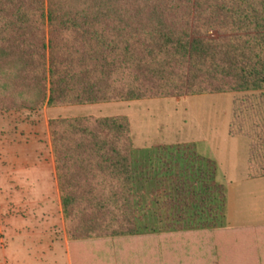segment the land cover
I'll list each match as a JSON object with an SVG mask.
<instances>
[{
  "label": "trees",
  "instance_id": "trees-1",
  "mask_svg": "<svg viewBox=\"0 0 264 264\" xmlns=\"http://www.w3.org/2000/svg\"><path fill=\"white\" fill-rule=\"evenodd\" d=\"M226 93H264V0H0V113ZM49 131L69 239L142 231L130 120L56 118ZM258 147L249 167L264 177ZM215 242L216 264L236 262L230 247L264 264V231Z\"/></svg>",
  "mask_w": 264,
  "mask_h": 264
},
{
  "label": "rangeland",
  "instance_id": "rangeland-1",
  "mask_svg": "<svg viewBox=\"0 0 264 264\" xmlns=\"http://www.w3.org/2000/svg\"><path fill=\"white\" fill-rule=\"evenodd\" d=\"M46 115L51 119L125 116L130 120L143 232L149 227L157 231L174 225L191 229L216 223L219 228L224 226V219L219 223L216 220L224 212L226 224L234 226L242 223L241 211L254 210L248 201L246 206L237 203V198L241 195L238 190L241 180L252 175L262 177L249 167L248 148L251 143L259 147L264 144V93L66 106L49 109L47 114L43 109L0 113V151L8 147L4 141L15 137L20 141L23 138L20 145L29 151H49L44 128ZM217 183L226 192L218 193ZM226 198V210L224 207L221 213L217 212V204L222 199L225 204ZM169 215L178 222L173 223L167 218ZM157 216L170 221L162 228L155 222H147Z\"/></svg>",
  "mask_w": 264,
  "mask_h": 264
},
{
  "label": "crops",
  "instance_id": "crops-1",
  "mask_svg": "<svg viewBox=\"0 0 264 264\" xmlns=\"http://www.w3.org/2000/svg\"><path fill=\"white\" fill-rule=\"evenodd\" d=\"M43 110L46 114L49 111ZM50 119L47 116L44 123L49 151H29L20 145L24 140L21 138V142L18 137L4 141L8 147L0 151V264H216V235L228 237L230 244H234L249 232L264 231V177H247L239 183L241 195L237 203L246 206L248 201L254 210L241 211L242 223L234 226L226 224L224 212V226L219 228L154 231L149 227L150 230L138 231L132 237L70 240L49 131ZM251 146L252 143L248 150ZM258 148L264 155V144ZM167 218L175 219L170 215ZM170 220L150 217L147 222ZM247 251L230 247L225 253L229 257L236 255L234 264H249L245 258ZM224 262L233 264L228 258Z\"/></svg>",
  "mask_w": 264,
  "mask_h": 264
}]
</instances>
